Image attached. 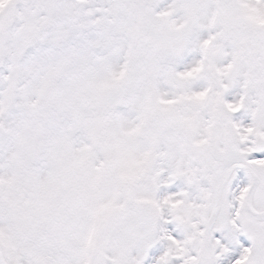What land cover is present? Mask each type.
Segmentation results:
<instances>
[{
  "label": "snow or ice",
  "instance_id": "6c2138e0",
  "mask_svg": "<svg viewBox=\"0 0 264 264\" xmlns=\"http://www.w3.org/2000/svg\"><path fill=\"white\" fill-rule=\"evenodd\" d=\"M0 264H264V0H8Z\"/></svg>",
  "mask_w": 264,
  "mask_h": 264
},
{
  "label": "rangeland",
  "instance_id": "374dc122",
  "mask_svg": "<svg viewBox=\"0 0 264 264\" xmlns=\"http://www.w3.org/2000/svg\"><path fill=\"white\" fill-rule=\"evenodd\" d=\"M0 2H2V0H0Z\"/></svg>",
  "mask_w": 264,
  "mask_h": 264
}]
</instances>
